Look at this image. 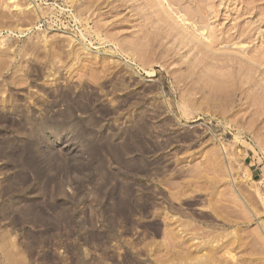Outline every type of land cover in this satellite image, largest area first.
<instances>
[{
    "label": "rangeland",
    "instance_id": "obj_1",
    "mask_svg": "<svg viewBox=\"0 0 264 264\" xmlns=\"http://www.w3.org/2000/svg\"><path fill=\"white\" fill-rule=\"evenodd\" d=\"M0 264H264V0H0Z\"/></svg>",
    "mask_w": 264,
    "mask_h": 264
},
{
    "label": "bare ground",
    "instance_id": "obj_2",
    "mask_svg": "<svg viewBox=\"0 0 264 264\" xmlns=\"http://www.w3.org/2000/svg\"><path fill=\"white\" fill-rule=\"evenodd\" d=\"M168 3V2H167ZM142 4V3H141ZM150 9V8H149ZM173 9H174V7H173ZM181 9V8H180ZM249 10V9H248ZM249 11H251V10H249ZM183 12V11H182ZM178 13V12H177ZM173 14V13H172ZM183 16V17H182ZM182 16H178V19L179 18H181L182 17V20H184V21H186V20H188V18L187 17H185V15H183L182 14ZM179 21V20H178ZM177 21V22H178ZM189 21V20H188ZM156 22V21H155ZM194 22V21H193ZM173 24V23H172ZM171 24V25H172ZM193 26H194V29H196V25H194L193 24ZM206 27V26H205ZM172 28H174L171 32L172 33H174V35H177V34H182L183 36L182 37H185V39H186V37L189 39V41H193L194 40V38H193V36H189L188 35V31L186 32L185 31V27H181V28H177V26H173ZM165 29V28H164ZM170 29V28H169ZM206 29V28H205ZM203 31V30H202ZM206 31V30H205ZM209 32V31H208ZM223 32V31H222ZM201 33V35L203 36V38H202V41H201V43H199L198 44V47H199V49L201 50V51H204V52H207L208 51V49H209V47H212V48H214L213 47V45H215V44H217V38H216V36H215V33H205L204 31L203 32H200ZM219 34V33H218ZM223 34V33H222ZM229 35V34H228ZM180 36V35H179ZM226 36V35H225ZM231 36V35H230ZM166 37V36H165ZM218 38H219V35L217 36ZM223 37H224V35H223ZM222 37V38H223ZM185 39H184V41H185ZM164 40V39H163ZM196 40V39H195ZM223 40V39H222ZM182 41V40H181ZM196 42V41H195ZM222 42V41H221ZM187 44V43H186ZM220 44V43H219ZM218 46V45H217ZM214 50V49H213ZM217 51V50H216ZM213 54V53H212ZM217 54V53H216ZM234 58L233 59H235V56H233ZM255 57V56H254ZM211 58V57H210ZM238 59V56L236 57V60ZM242 59V58H241ZM239 60H240V58H239ZM228 61V60H227ZM227 63V62H226ZM241 63V62H240Z\"/></svg>",
    "mask_w": 264,
    "mask_h": 264
}]
</instances>
